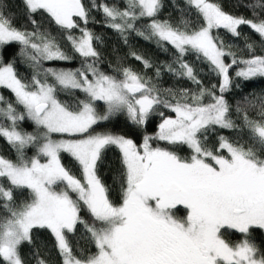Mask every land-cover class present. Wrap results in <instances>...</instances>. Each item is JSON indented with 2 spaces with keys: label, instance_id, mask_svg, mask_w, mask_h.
Listing matches in <instances>:
<instances>
[{
  "label": "snow or ice",
  "instance_id": "6c2138e0",
  "mask_svg": "<svg viewBox=\"0 0 264 264\" xmlns=\"http://www.w3.org/2000/svg\"><path fill=\"white\" fill-rule=\"evenodd\" d=\"M21 3L18 18L0 0V139L14 157L0 155V264H50L43 233L59 264H264V93L241 86L264 78V0L240 3L248 16L173 0L165 19L164 0ZM92 24L142 70L106 61ZM131 37L168 60L132 51ZM119 118L131 134L109 127ZM109 152L115 199L99 174Z\"/></svg>",
  "mask_w": 264,
  "mask_h": 264
},
{
  "label": "trees",
  "instance_id": "16d2710c",
  "mask_svg": "<svg viewBox=\"0 0 264 264\" xmlns=\"http://www.w3.org/2000/svg\"><path fill=\"white\" fill-rule=\"evenodd\" d=\"M177 3H179V0H176ZM219 2L223 5L226 11L233 12L234 14L238 15H250L249 12H247L245 9L238 7V5L242 2L246 3L247 0H219ZM5 3L8 5V8L10 10V14L22 18L23 13V5L21 3V0H5ZM165 7L162 10L161 13V19L169 18L170 16L175 18L176 13L173 10L172 4L173 0H164ZM96 16L97 21H100L102 19L101 15L99 13H93ZM19 22V20H18ZM92 30L99 35L103 43L99 45V50L102 52L103 56L105 57V60L112 63V66L115 67L116 59L117 57H126L124 60V63L126 65L132 66L134 69L140 71L142 70V65L130 58L127 57V53L129 52V46L124 45L118 37L110 31L107 28L102 27L100 24H92L90 25ZM244 31L247 33L248 29L245 28ZM221 36L223 39L227 42L230 41V36L226 35L223 31H221ZM252 40H257V37L252 36ZM241 49L244 47V41L237 40L235 42ZM258 43V40H257ZM130 48L132 51H136L148 59L154 61V62H160L168 60V56L163 54L158 50V48L151 42L145 41L142 38L139 37H131L129 40ZM114 49L116 51H114ZM257 54H260V49L256 48ZM246 54V53H245ZM190 61H194L193 57H189ZM64 66V65H61ZM196 67L203 68L204 74H202L201 79L204 81L205 85L210 86L211 84L216 83V79L214 77H211L207 75V68L199 63H196ZM18 70L23 75H28V71L23 66H19ZM149 75L151 73L149 72ZM174 82L173 78L170 76H165L163 78V85L165 87L170 86ZM182 86L190 87L188 84H183ZM242 89L245 93L249 92H255V93H264V78H255L252 81H247L242 83ZM0 92H3V95L5 97H9L10 93L6 90L0 89ZM238 95V94H237ZM229 99H232V96H229ZM109 127L112 128L113 131L117 132H125L131 134V129L126 125L123 118H119L118 120L114 121L112 124L109 125ZM155 126L150 125L148 127V132L152 133L154 132ZM224 135H231L229 132H224ZM134 139H137V142H139L138 136H133ZM161 146H166L163 143H161ZM186 150L181 151V155H186ZM0 155H5L9 158H14L11 150L9 149L8 145L0 139ZM65 162H67V157H65ZM119 161L116 157V154L114 152H109L106 156L104 165L100 168V176L102 181L110 187L111 192L110 195L113 199L116 198V192L118 190V185L114 183V180L119 175ZM236 236V242H238L241 237L238 234H235ZM254 238L259 245L262 240H264V236H262L259 232L254 233ZM76 240H79L81 245L85 244V241L83 239H80L79 236L75 238ZM73 243H75V240H73ZM53 241L52 237L47 234L43 233L38 240V247L40 248L41 255L44 256L46 259L50 260V264H59V257L57 256L55 249L52 247ZM25 254L31 258L30 256V250L29 248L24 249ZM32 264H35V261L32 262Z\"/></svg>",
  "mask_w": 264,
  "mask_h": 264
},
{
  "label": "flooded vegetation",
  "instance_id": "af4514ba",
  "mask_svg": "<svg viewBox=\"0 0 264 264\" xmlns=\"http://www.w3.org/2000/svg\"><path fill=\"white\" fill-rule=\"evenodd\" d=\"M181 215H183V213L181 212L180 213ZM231 242H236V236H235V234H233V235H231V236H229V237H227Z\"/></svg>",
  "mask_w": 264,
  "mask_h": 264
}]
</instances>
